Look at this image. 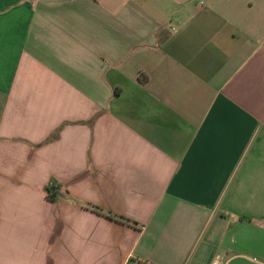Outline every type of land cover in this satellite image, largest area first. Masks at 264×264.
I'll use <instances>...</instances> for the list:
<instances>
[{
	"label": "crops",
	"instance_id": "crops-1",
	"mask_svg": "<svg viewBox=\"0 0 264 264\" xmlns=\"http://www.w3.org/2000/svg\"><path fill=\"white\" fill-rule=\"evenodd\" d=\"M0 264H264V0H0Z\"/></svg>",
	"mask_w": 264,
	"mask_h": 264
},
{
	"label": "trees",
	"instance_id": "trees-1",
	"mask_svg": "<svg viewBox=\"0 0 264 264\" xmlns=\"http://www.w3.org/2000/svg\"><path fill=\"white\" fill-rule=\"evenodd\" d=\"M47 189L52 190V186H48ZM108 215L112 216V217H117L118 219H121V220H124V218H125V217L120 216V215H115V214L113 215L111 212H108Z\"/></svg>",
	"mask_w": 264,
	"mask_h": 264
}]
</instances>
